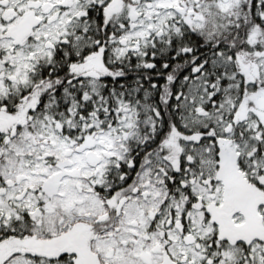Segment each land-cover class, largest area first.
I'll use <instances>...</instances> for the list:
<instances>
[{
	"label": "snow or ice",
	"instance_id": "snow-or-ice-1",
	"mask_svg": "<svg viewBox=\"0 0 264 264\" xmlns=\"http://www.w3.org/2000/svg\"><path fill=\"white\" fill-rule=\"evenodd\" d=\"M0 264H264V0H0Z\"/></svg>",
	"mask_w": 264,
	"mask_h": 264
}]
</instances>
